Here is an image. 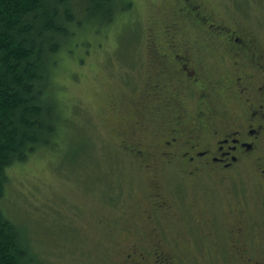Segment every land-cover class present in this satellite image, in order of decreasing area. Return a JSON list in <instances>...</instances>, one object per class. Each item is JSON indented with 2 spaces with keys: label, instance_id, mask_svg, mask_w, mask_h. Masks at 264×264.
<instances>
[{
  "label": "flooded vegetation",
  "instance_id": "1",
  "mask_svg": "<svg viewBox=\"0 0 264 264\" xmlns=\"http://www.w3.org/2000/svg\"><path fill=\"white\" fill-rule=\"evenodd\" d=\"M167 23L134 106L152 111L156 144L122 145L152 174V191L143 222L127 218L109 233L123 237L120 263L264 264V48L195 0H177ZM186 23L205 43L181 39ZM160 168L182 186L171 184L172 201L162 194Z\"/></svg>",
  "mask_w": 264,
  "mask_h": 264
},
{
  "label": "rangeland",
  "instance_id": "2",
  "mask_svg": "<svg viewBox=\"0 0 264 264\" xmlns=\"http://www.w3.org/2000/svg\"><path fill=\"white\" fill-rule=\"evenodd\" d=\"M127 1L130 11L123 18L124 25L128 23L124 33L115 27L117 22L103 36V32L83 33L75 40L77 46L70 43L52 69L53 97L61 116L70 117L59 148L40 149L26 162L7 169L0 207L24 229L42 264H121L123 237L109 233L121 226L115 222L127 218L143 222L142 213L149 206L152 174L122 145L141 142L151 148L156 144L150 131L157 130L158 122L152 111L134 106L142 101L138 90L151 73L152 47L161 50L160 29L175 13L177 0ZM195 1L217 21L231 19L251 32L264 48V0ZM113 28L119 40L115 31H109ZM135 30L138 38L132 43ZM182 31L180 37L188 44L205 43L201 29L186 23ZM83 40L90 42L88 48ZM132 83L137 88L131 90ZM176 115L170 112L168 125ZM139 120L143 126L135 128ZM162 169L155 174H161L157 179L162 180V194L170 197L171 184L182 186L170 184ZM251 180L247 175V184Z\"/></svg>",
  "mask_w": 264,
  "mask_h": 264
},
{
  "label": "trees",
  "instance_id": "3",
  "mask_svg": "<svg viewBox=\"0 0 264 264\" xmlns=\"http://www.w3.org/2000/svg\"><path fill=\"white\" fill-rule=\"evenodd\" d=\"M129 11L127 0H0V200L8 168L62 143L70 117L61 116L51 88L52 69L61 54L70 43L77 46L83 33L103 36L116 22L124 33ZM114 28L109 31L119 40ZM137 36L135 30L132 43ZM82 43L90 46L88 40ZM0 264H42L24 229L1 207Z\"/></svg>",
  "mask_w": 264,
  "mask_h": 264
}]
</instances>
